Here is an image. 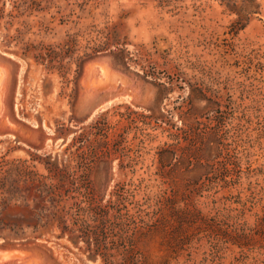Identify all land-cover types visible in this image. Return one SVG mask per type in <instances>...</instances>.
<instances>
[{
    "label": "rangeland",
    "instance_id": "1",
    "mask_svg": "<svg viewBox=\"0 0 264 264\" xmlns=\"http://www.w3.org/2000/svg\"><path fill=\"white\" fill-rule=\"evenodd\" d=\"M0 53L52 132L0 135V264H264V0H0Z\"/></svg>",
    "mask_w": 264,
    "mask_h": 264
},
{
    "label": "crops",
    "instance_id": "2",
    "mask_svg": "<svg viewBox=\"0 0 264 264\" xmlns=\"http://www.w3.org/2000/svg\"><path fill=\"white\" fill-rule=\"evenodd\" d=\"M0 82L3 78L6 69L12 65L11 61H16L13 56L7 53H0ZM8 58V59H7ZM3 80V79H2ZM1 96V90H0ZM4 120V119H3ZM5 125L0 126V135H10L19 140L20 143L28 146L34 147L35 142L40 143V149L48 145L51 141L52 132L50 128L40 126L38 124H33L31 120H17L15 115L6 118Z\"/></svg>",
    "mask_w": 264,
    "mask_h": 264
},
{
    "label": "trees",
    "instance_id": "3",
    "mask_svg": "<svg viewBox=\"0 0 264 264\" xmlns=\"http://www.w3.org/2000/svg\"><path fill=\"white\" fill-rule=\"evenodd\" d=\"M67 173H69V172H67Z\"/></svg>",
    "mask_w": 264,
    "mask_h": 264
}]
</instances>
